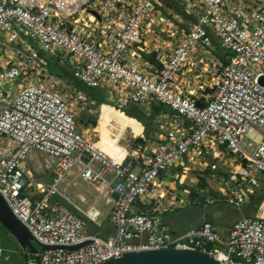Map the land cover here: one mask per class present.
<instances>
[{"label":"built area","instance_id":"built-area-1","mask_svg":"<svg viewBox=\"0 0 264 264\" xmlns=\"http://www.w3.org/2000/svg\"><path fill=\"white\" fill-rule=\"evenodd\" d=\"M157 1L0 0V196L33 241L50 247L25 264H97L124 252L166 248L197 250L221 264H264V195L256 215L235 221L227 239L209 222L172 235L161 218L177 199L168 187L194 153L202 161L228 159L222 161L228 176L211 166L220 196L201 189L204 204L242 207L264 187V85L258 83L264 76V0H176L187 20L172 17L184 28L171 23V48L149 61L142 55L152 50L145 40L166 20ZM213 37L226 62L206 91L188 72L220 65ZM51 60L119 108L157 103L172 111L177 121L164 119L167 136L140 154L137 171L124 165L128 149L119 141L111 157L79 129L73 105L90 101L59 87L47 73ZM185 65L192 66L186 71ZM32 151L52 161L46 187L28 189ZM78 166L72 184L80 178L103 185L112 203L105 237L87 228L100 224L99 196L84 218L54 200Z\"/></svg>","mask_w":264,"mask_h":264},{"label":"rangeland","instance_id":"rangeland-1","mask_svg":"<svg viewBox=\"0 0 264 264\" xmlns=\"http://www.w3.org/2000/svg\"><path fill=\"white\" fill-rule=\"evenodd\" d=\"M167 5L168 7H170V9H174L173 11H176L179 15H181L184 21L187 20L185 18L186 15L182 10V7L176 0H158L155 8L157 9L158 14H162L166 17V20L164 24L160 23L159 25H153L152 29L154 30V33L150 34V36L145 40V44L147 43V48L152 49L150 54L143 53L144 57L147 59H153L157 52L159 53L160 51L168 53V50L172 46L170 38H168L167 36V30L169 28H173V26H170L171 23H173L174 25L178 24L179 26L181 24V26L184 28L182 22L178 23L177 20L171 16L173 14L172 12V14H168V12L170 13L169 10H163L164 7H167ZM142 46H144V43ZM213 47L215 58L220 63V65L213 64L211 69L208 70H204L201 66L189 70L192 65L184 66V69L186 71H190L188 72L189 77L195 79L194 85L199 83L200 86L206 87V91H209V85H211L212 82L214 84V82L216 81L214 77L215 75L213 74L218 73L219 70L222 69V65H224L226 61V53L220 46L219 41L216 37H213ZM193 67L195 66L193 65ZM47 73L51 75L54 80H57V83L60 88L67 87L70 90L74 89L76 92L79 91L84 95V97L87 98L88 101H90V103L87 101H80L73 105V107L78 113L77 120L79 124V129L81 131H84L87 139L94 143L99 142L105 147H115L119 137L121 145L123 146L128 143L131 139H137L135 136H132L130 129L125 127V120L130 118L124 116L120 113V111L118 112L108 104H102L100 106L99 99L101 97V93H99V96H94L92 93H90V91L92 90L82 86L78 81L72 78L71 73L64 66H61L60 64L57 65L54 61L47 67ZM91 100H94V102ZM151 105H154V107H152L149 112L155 115L154 119L151 121H147L146 116L145 119L147 123L139 121L140 124L143 125L142 135L145 137V144H147L148 149H150L155 142H160L164 140V138L167 136L168 129L166 128L167 125L164 122V119H167L168 122L177 121L176 117L169 109L165 107H160L157 103H153ZM145 108L146 107H144L143 109L146 111ZM163 112H165V114H168L167 118H163V116H161ZM138 126L139 127L134 129V132H139L140 125L138 124ZM112 134H114L116 137L112 136ZM138 143L143 144L144 142H142V140H139ZM132 145L135 146L134 143ZM147 150H143L145 154L149 153ZM201 156L202 155L198 153H194L192 155L191 160L189 162V169L191 173L187 174L190 177V180L185 179L183 185L191 184L193 185L192 187L203 185L204 189H207L208 194H214L216 193L215 187L219 185L217 180L209 182L208 184V180L206 179L209 174L211 163H216L218 158H214L212 155L207 156L208 163L205 162L202 166L203 168L201 169L198 165H196L199 160H201ZM48 162L52 163V161L48 159L47 156L39 152L32 151L31 163L30 160L28 161V158L26 161V165L31 174V178L29 180L30 186L28 187V189L32 187V185H34L33 183L35 182L42 183L43 187L50 183L48 169L46 168ZM218 164L220 165L221 163L219 162ZM176 187L180 188L181 186L177 184ZM263 195L264 187L259 189L255 196L259 198ZM198 200L199 199L195 197L192 202L194 201L195 203H198ZM257 205L258 200H255L242 207H234L229 205L228 209L233 212V215L241 217H252L255 215ZM32 245L35 247L37 252H42V248L38 245V243L33 240Z\"/></svg>","mask_w":264,"mask_h":264},{"label":"crops","instance_id":"crops-1","mask_svg":"<svg viewBox=\"0 0 264 264\" xmlns=\"http://www.w3.org/2000/svg\"><path fill=\"white\" fill-rule=\"evenodd\" d=\"M166 8H168L167 10L170 11V13L168 12V14L173 13L172 15H179L176 11H173L174 9L173 10L170 9V7H168V5ZM155 56L153 59L149 58L148 60L154 61ZM159 106L164 107L161 105H159ZM152 107H154V105L147 106L145 108L146 111L143 109L144 107H140L141 109H143L145 111L144 114H145V116H147V121H149V120L151 121L154 119L155 115L153 113L149 112V110ZM165 108H167V107H165ZM148 117L150 119H148ZM131 120L140 125V130H139V132H133L130 127H126L128 129H130L132 136H135L137 139L136 140L131 139L128 143H126L124 145V147L126 149H128V153H127L125 160H124V165L127 166L129 169H133V170L137 171L139 166L141 165L140 154H142V155L144 154L143 150L146 149L147 144H145V137L142 135L143 125L136 122L133 119H131ZM147 121L145 119L144 123H147ZM137 127H139V126H137ZM112 136L116 137L114 134H112ZM119 139H120V137H119ZM119 139L117 141H119V143L121 144V141ZM139 140H142V142H144V143L139 144L138 143ZM133 143L135 146L132 145ZM100 145L109 151H113L117 147V145L115 147H105L101 143H100ZM219 154H221L220 151H219L218 155ZM192 155L185 157L184 168L181 167L178 169V175L175 177L174 182H172L171 185L168 187L170 194H173L175 196V198L177 197V199H174V197H172V202H173V205L171 206V209H173L172 211L164 210L161 213L162 221L165 225L168 226L172 235H183L188 230H190L192 228L199 227L204 222H209V223H211L215 232H217L223 239H227L233 223L237 220H240L241 218H244V217L233 215V212H231L228 209L229 205L224 203V202L216 203L213 205L204 204V202L202 200L203 197L199 192V190H201V189L205 190L203 185L196 186V187H192L193 185H191V184L183 185V182L185 179L190 180L189 179L190 177L187 174L191 173V171L189 169L190 168L189 162L191 160ZM31 156H32V152L27 157L28 161L30 160V163H31ZM219 156H221V155H219ZM223 158L224 157H222L220 160L218 159L216 161V163H211L209 174H208L207 179H206V180H208L207 181L208 184H209V182L214 181L210 178V175L212 173V168H211L212 165H216L219 173H221L225 176H228L226 174L227 173V167L224 166V164H222V161H224V160L227 161L228 159H226V158L223 159ZM201 161L202 160H199V162L196 165H198L202 169L203 164L205 162L208 163V159L206 161H202V162ZM219 162L221 163L220 165L218 164ZM191 164H194V163H191ZM49 165H50V162H48V164L46 166L48 167ZM186 166H187V168H186ZM79 168L80 167L78 166V167L72 169L64 177V179L60 183V189L63 191L64 194L59 195V196H55L54 200L59 201L63 206H65L71 212L75 213L79 217L84 218V216H85L84 211L86 209H88L93 204L95 198L99 196V200L96 202V204L100 210V217H99L100 224L95 225L94 223L90 222V223H87V228L91 233L98 232L101 236L105 237L108 235V233L110 231V227H111L109 214H110L112 203L110 201H107V196L105 194H102V192L104 190L103 185H91V184H88V183L82 181L80 178L77 179V182H78L77 185L72 184V180L76 177ZM49 180H50V177H49ZM36 183L43 185L40 182H35L33 184L36 185ZM177 184L181 187L180 188L176 187ZM219 188H220V184L217 187H215L216 193H214V194L210 193V194L213 196H220V192L218 191ZM183 190H189V193L185 194L183 192ZM206 191H207V189H206ZM193 193H194V195H193ZM111 197H112V195H111ZM195 197H197L199 199L198 203H195L194 201L192 202V200ZM259 198L262 199V197H259ZM259 198L255 196V199H253V201L258 200ZM260 201L261 200L258 201V205H259ZM258 205L256 207L255 215L257 213ZM145 238H146V236L143 235L141 239L144 240ZM0 247L2 248V254L0 257V264H25L27 257H29L32 254L38 253L37 250L33 251L29 248L22 249L20 247L18 241L16 240V238L1 223H0Z\"/></svg>","mask_w":264,"mask_h":264},{"label":"water","instance_id":"water-1","mask_svg":"<svg viewBox=\"0 0 264 264\" xmlns=\"http://www.w3.org/2000/svg\"><path fill=\"white\" fill-rule=\"evenodd\" d=\"M258 83L264 85V76L259 77ZM117 193H112L117 198ZM0 223L16 238L22 249L36 251L32 245V236L27 228L14 216L0 196ZM42 249L50 248L39 245ZM80 245L69 247L77 248ZM97 264H221L212 256L187 248L149 249L138 252H124Z\"/></svg>","mask_w":264,"mask_h":264},{"label":"trees","instance_id":"trees-1","mask_svg":"<svg viewBox=\"0 0 264 264\" xmlns=\"http://www.w3.org/2000/svg\"><path fill=\"white\" fill-rule=\"evenodd\" d=\"M53 61L51 60L50 62H49V64H48V66L52 63ZM55 62V61H54ZM226 62V61H225ZM56 63V62H55ZM57 65H58V63H56ZM90 90H92V91H90V93H92L94 96H99V93H101L100 95H101V97H100V99H99V104H100V106L102 105V104H108V105H110L111 107H113L110 103H108V101H106L105 100V98H104V91H102V90H99V89H90ZM87 91H89V90H87ZM88 96V95H87ZM91 101H93L94 102V100H91ZM114 108V107H113ZM115 109V108H114ZM123 115H125L126 117H128V118H131V119H133V120H135L136 122H138V123H140L139 121H142V122H145V111L143 110V109H141L139 106H136V105H132L131 107H129V108H126V109H124V110H122V111H120ZM143 117V118H142ZM130 119V120H131ZM148 119H150L149 117H148ZM193 195H194V193H193ZM259 200H261V198H259L258 199V201Z\"/></svg>","mask_w":264,"mask_h":264},{"label":"bare ground","instance_id":"bare-ground-1","mask_svg":"<svg viewBox=\"0 0 264 264\" xmlns=\"http://www.w3.org/2000/svg\"><path fill=\"white\" fill-rule=\"evenodd\" d=\"M104 98H105L106 101H108L107 98H106L105 96H104ZM108 103H110V104L115 108V110H117V111H122V110L126 109V108H119V107H117L116 105H114L113 103H111L110 101H108ZM129 107H131V106H129ZM129 107H128V108H129ZM137 126H138V124L135 123L134 121H132V120H130V119H126V120H125V127H130L131 130H132L133 132H134V129L137 128ZM95 145H96V147H100V148H102V149H103L106 153H108L111 157H116V154H117L118 151H119V149H118V145H117L116 149L113 150V151H109V150L105 149L104 147H102V146L100 145L99 142H96Z\"/></svg>","mask_w":264,"mask_h":264}]
</instances>
